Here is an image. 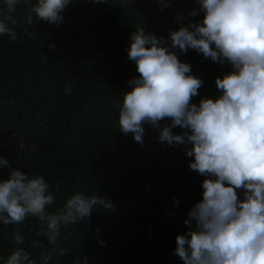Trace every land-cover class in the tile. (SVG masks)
<instances>
[{"label": "trees", "instance_id": "trees-1", "mask_svg": "<svg viewBox=\"0 0 264 264\" xmlns=\"http://www.w3.org/2000/svg\"><path fill=\"white\" fill-rule=\"evenodd\" d=\"M35 2L19 0L12 13L17 24L10 27L20 39L0 35V158L8 162L0 166V181L12 169L44 176L55 196L49 212L78 192L98 193L114 207L93 209L90 218L62 227L55 244L40 235L47 227L38 218L0 222V264L20 246L37 264L54 248H67L71 255L54 252L49 264H72L77 255L90 264H183L175 255L176 236L187 231L184 221L202 200L206 177L190 169L194 157L186 155L185 146L158 139V128L142 125V145L132 133L120 132L115 104H122L132 90L128 81L139 76L128 59L130 34L143 27L168 40L169 30L203 19V12L190 16L199 9L198 0H71L59 26L35 15L28 26L26 16ZM164 3L170 6L161 10ZM5 14L0 0V19ZM178 15L183 19L177 21ZM25 27L33 38L23 35ZM173 51L203 81L191 102L215 100L221 94L215 80L232 71L231 65L192 49ZM170 123L166 118L159 128ZM17 229L26 238L20 246L13 240ZM33 240L42 247H32Z\"/></svg>", "mask_w": 264, "mask_h": 264}, {"label": "clouds", "instance_id": "clouds-1", "mask_svg": "<svg viewBox=\"0 0 264 264\" xmlns=\"http://www.w3.org/2000/svg\"><path fill=\"white\" fill-rule=\"evenodd\" d=\"M71 0H36L30 5L26 25L39 20L59 26L61 14ZM103 3L105 0H94ZM19 0H4L6 13L0 19V35L16 42L20 37L10 27L17 19ZM203 19L178 30H169L168 40L143 27L130 34L128 59L135 62L139 76L128 81L131 91L123 95L119 108L120 132L132 133L143 144L148 124L159 129L158 139L169 146H185L186 155L194 157L191 170L206 177L203 198L195 203L184 221L187 231L176 236L175 255L183 264H264V0H198ZM164 3L161 10L169 7ZM177 21L183 19L176 17ZM29 39L35 35L24 28ZM147 46V47H146ZM189 49L232 71L215 80L221 93L215 100L202 98L192 103L203 81L191 75V65L181 62L175 51ZM71 88L65 87L69 95ZM171 123L159 128V122ZM182 129L174 134L173 129ZM190 145V147H188ZM0 158V166H7ZM42 175H29L12 169L0 181V222L22 224L35 217L46 225L49 244H55L62 227L90 218L93 209L110 210L111 200L98 193L78 192L54 212L47 210L55 196ZM243 190V199L237 190ZM175 199V198H174ZM179 203L178 200L175 201ZM194 222V223H193ZM17 229L14 243H25ZM32 247H42L32 241ZM71 255L69 249H53L40 256V264H49L54 252ZM3 264H37L22 246L16 247ZM72 264H90L79 255Z\"/></svg>", "mask_w": 264, "mask_h": 264}, {"label": "rangeland", "instance_id": "rangeland-1", "mask_svg": "<svg viewBox=\"0 0 264 264\" xmlns=\"http://www.w3.org/2000/svg\"><path fill=\"white\" fill-rule=\"evenodd\" d=\"M237 193H238V197H239L240 199H243V190H242V189L237 190Z\"/></svg>", "mask_w": 264, "mask_h": 264}]
</instances>
